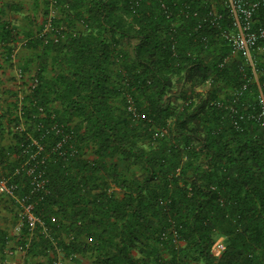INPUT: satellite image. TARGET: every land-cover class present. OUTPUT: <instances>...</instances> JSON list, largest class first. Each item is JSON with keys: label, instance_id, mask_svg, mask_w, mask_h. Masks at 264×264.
<instances>
[{"label": "trees", "instance_id": "1", "mask_svg": "<svg viewBox=\"0 0 264 264\" xmlns=\"http://www.w3.org/2000/svg\"><path fill=\"white\" fill-rule=\"evenodd\" d=\"M56 1L53 31L0 9L2 56L36 68L0 90V179L44 220L26 264H264V65L225 0Z\"/></svg>", "mask_w": 264, "mask_h": 264}, {"label": "crops", "instance_id": "2", "mask_svg": "<svg viewBox=\"0 0 264 264\" xmlns=\"http://www.w3.org/2000/svg\"><path fill=\"white\" fill-rule=\"evenodd\" d=\"M49 0H0V9L7 5V17L16 26L30 31L32 33L38 32L39 29L44 27L46 18V11H49ZM12 6V10L8 6ZM17 7V9H15ZM11 8V7H10ZM50 12V11H49ZM24 42H20L16 48L12 61L8 62L2 56L0 51V90L16 89L19 90L21 86H27L31 83V79L36 75V68L31 67V70H25L24 83H21L18 76V69L21 68L26 62L28 57H31L33 52L23 46ZM27 50L25 53H19L20 49ZM1 95L7 97L5 93ZM0 104H4L0 102ZM11 137H7L4 141L5 144L11 142ZM0 228L8 232V242L5 247L2 246L0 239V264H26L27 251L22 249L19 245L20 233L23 228V221L21 211L14 206V196L5 195L0 192ZM68 264H72L68 261Z\"/></svg>", "mask_w": 264, "mask_h": 264}, {"label": "built area", "instance_id": "3", "mask_svg": "<svg viewBox=\"0 0 264 264\" xmlns=\"http://www.w3.org/2000/svg\"><path fill=\"white\" fill-rule=\"evenodd\" d=\"M225 2L231 9L234 17V30L227 33V37L234 47V53L243 54L249 60L258 76V62L256 57L258 54L261 55L264 65V18L259 19L257 13L264 7V0H225ZM49 9V15L44 23V32L56 30V27L54 29V19L58 13L56 0H51ZM255 53H257V55ZM18 76L21 83H24L23 80L25 79V73L21 68L18 69ZM25 88L26 86L19 87L20 101L24 98ZM259 101L261 104V112L257 119L264 124V90H262ZM36 154L37 153H34L32 157H35ZM34 172H36L35 167L29 168L30 174ZM37 185L38 187H41L43 182L38 181ZM0 192L5 195L14 196V184L12 185L9 183V178L2 177L0 179ZM29 198L30 196L28 195L19 200L23 206L21 213L22 220L24 222V218L26 217L30 229L33 231L38 223L44 225V220L34 212L35 204L34 202H28L27 200H29ZM223 248L224 244L222 241H219L215 246V252L220 253ZM60 264H63V262L61 261Z\"/></svg>", "mask_w": 264, "mask_h": 264}, {"label": "rangeland", "instance_id": "4", "mask_svg": "<svg viewBox=\"0 0 264 264\" xmlns=\"http://www.w3.org/2000/svg\"><path fill=\"white\" fill-rule=\"evenodd\" d=\"M25 52H27V50H25L24 48H21L20 51H19L20 54H21V53L23 54V53H25ZM23 55H24V54H23Z\"/></svg>", "mask_w": 264, "mask_h": 264}]
</instances>
